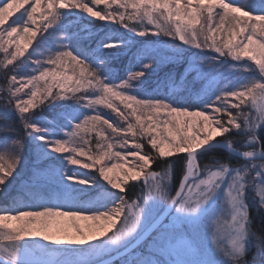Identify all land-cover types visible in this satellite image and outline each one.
<instances>
[{
    "label": "snow or ice",
    "instance_id": "obj_1",
    "mask_svg": "<svg viewBox=\"0 0 264 264\" xmlns=\"http://www.w3.org/2000/svg\"><path fill=\"white\" fill-rule=\"evenodd\" d=\"M29 3L0 0V195L19 181L39 203L0 207V264H264V0ZM163 61L186 67L146 96Z\"/></svg>",
    "mask_w": 264,
    "mask_h": 264
},
{
    "label": "trees",
    "instance_id": "obj_2",
    "mask_svg": "<svg viewBox=\"0 0 264 264\" xmlns=\"http://www.w3.org/2000/svg\"><path fill=\"white\" fill-rule=\"evenodd\" d=\"M5 2H7V0H5ZM31 2H32V0H30L29 5H26V7H30ZM86 2H88V0H86ZM258 3H259V0H257V4ZM89 6H92V5L89 4ZM103 7H104L103 5H100L99 8L96 10L102 9ZM113 7H115V6H113ZM69 19H72L73 23L82 24L84 27L90 28L93 34H96V33L104 34L106 31H108L107 27L104 25V22L94 21L93 23L89 24L88 23L89 18L86 15L83 17V19H81V18L73 19L71 17ZM66 23H67V21H66ZM112 27L115 28L117 26L113 25ZM161 39L166 40L167 38L162 37ZM150 42L154 43V44L156 43L154 39ZM156 47H160V45L156 44ZM2 59H3V54L0 53V60H2ZM127 63H128V60L126 58H124V59L118 60L116 63H114L112 65L113 72L118 74L119 78L124 77V75H125L124 66ZM185 67H186V64H180V63L171 64L168 61H163L161 63V65L156 69V71L149 76L148 82H147L145 89H144V94L146 96L154 95V94L163 95L165 92H168L169 89L163 83L164 78L169 73H172L178 77L179 74L183 72ZM9 75H11V73H9ZM188 79H189V81H191L192 77L189 76ZM115 82L118 83L119 80L117 79ZM157 84H160L159 88H157ZM4 86H5V81L3 79H0V87H4ZM189 91L193 94V97H194L195 93H198L201 91L200 82L199 81L195 82L194 84H192L191 88L188 90L184 89L183 87L176 86L174 89H172L170 91L169 94L176 96L181 101H184V100L188 99ZM117 103H119V102H117ZM101 111H103L105 113L106 118L110 117L114 121L122 123V121H119L118 116L115 113H113L110 109H107L106 107L101 106ZM43 115L47 116V117H51V116L55 115V110L49 111V110L45 109L43 112ZM9 123H11V121H9ZM92 138H93V149H94L95 139H96L94 133L92 134ZM240 150H243V149H240ZM213 155H217V156L220 155L219 150H217L216 152H213V153H205L203 156H201L200 157L201 167H203V165L205 163H211L212 161L210 160V157ZM81 158L84 160V162H86V163L89 162L85 157H81ZM184 159H186V158L180 157V158H177V160H176L177 167L174 170L173 176H172V184H171L172 188L174 186L178 185V183H179V179L181 178L180 177L179 164ZM31 163L32 162H29V166H31ZM35 163L38 165V167L40 169H44L45 171L47 170L48 167L52 166V161H47V160L35 161ZM69 167L72 170L89 172L90 174H98L95 169H92V170L83 169L79 166H69ZM166 168H167V162L157 161L154 165V170H156V171H161V170H164ZM25 172H27V169H22V172L18 174V177ZM14 184H17V187L13 188V186L10 185L9 188L12 190L8 191L6 189L5 193L2 196H0V207L11 206L12 201L15 200L19 204L26 205V206H33V210H36L34 206L39 203V197H35L31 190L23 188V185L19 184V181L14 182ZM44 186H45V189L48 191L53 190V185L51 183H47ZM107 187H110V186H107ZM138 190H139L138 187L132 188L128 193L129 199L135 198L134 194L136 192H138ZM100 191H101L100 189H97L96 192L89 193V197L95 198L99 194ZM89 197H85V199H87ZM52 198L55 199V195H53ZM251 216H252V228L257 232H260L262 229H264V213L257 212L256 209L253 208L251 210ZM248 259L249 260L256 259L255 255H254V251L250 252L248 254Z\"/></svg>",
    "mask_w": 264,
    "mask_h": 264
},
{
    "label": "rangeland",
    "instance_id": "obj_3",
    "mask_svg": "<svg viewBox=\"0 0 264 264\" xmlns=\"http://www.w3.org/2000/svg\"><path fill=\"white\" fill-rule=\"evenodd\" d=\"M102 183H105V184H106V182H103V181H102ZM178 184H179V183H178ZM176 187H178V185H176V186H174V187L172 188L173 194H174V192H175ZM0 196H2V195H0ZM215 219H216V216H215V215L208 217V219L205 221V226L210 225V224L212 223V221L215 220ZM81 223H83V222H81ZM34 239H39V238L37 237V238H34ZM41 243H46V242L41 241Z\"/></svg>",
    "mask_w": 264,
    "mask_h": 264
}]
</instances>
